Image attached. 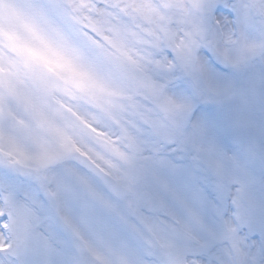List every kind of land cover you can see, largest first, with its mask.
I'll return each mask as SVG.
<instances>
[{
  "label": "snow or ice",
  "instance_id": "snow-or-ice-1",
  "mask_svg": "<svg viewBox=\"0 0 264 264\" xmlns=\"http://www.w3.org/2000/svg\"><path fill=\"white\" fill-rule=\"evenodd\" d=\"M0 264H264V0H0Z\"/></svg>",
  "mask_w": 264,
  "mask_h": 264
}]
</instances>
